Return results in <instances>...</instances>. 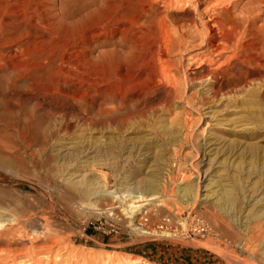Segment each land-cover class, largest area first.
<instances>
[{"label": "rangeland", "instance_id": "obj_1", "mask_svg": "<svg viewBox=\"0 0 264 264\" xmlns=\"http://www.w3.org/2000/svg\"><path fill=\"white\" fill-rule=\"evenodd\" d=\"M248 2L249 0H242L240 6ZM98 5L99 0H0V85H2L0 98L3 99L2 105L0 99V113H3L0 115V129L11 137L17 135L12 137L14 139H0V191L4 192L0 193V217L3 221L12 220V217L20 218L23 213L22 218L25 214V219L33 218L37 221L39 218L38 221L51 223L52 233L62 242L54 249L50 258L46 259L44 256L45 249L42 250V254L40 249H36L37 251L32 254L29 251L3 252L0 256L4 257V263L233 264L230 258H234L239 260V264H264L262 258L264 245L262 243L260 245L261 241H258L259 232L264 227V183H261L262 180L264 182V175H260L262 171L257 169L253 168V171L249 165V160L253 158H250L253 154L250 146L259 141L261 155L264 151V129L262 137L255 139L250 134L251 125L246 121L247 112L249 113L252 107L250 95L253 96L254 92L257 91L258 94L260 91L259 98L262 97L264 84L263 86L259 84L263 90L255 87V83H251L253 85L250 84L249 89L247 87L242 89L243 91H235L227 98L222 97L220 101L214 100L206 104L200 108L204 116L202 120L184 100H180L172 108L171 116L160 108L131 120L120 130L111 126L116 130L107 127L106 131L102 132L100 130L104 129L100 127H89L83 120L72 119L70 115L82 113L89 105L95 114L97 110L94 109H98L102 93L114 92L127 97L132 95L140 97L145 89L154 85L151 79L153 74L149 69L151 67L147 62L149 41L136 27L133 17L127 16L123 23H118L119 25L108 24L103 27L97 12ZM261 24L262 21H259L257 26ZM124 43L133 44L135 52L128 55L120 53ZM246 46L250 58L264 65V59L260 57L264 51L262 40L260 38L250 40ZM196 87L187 91V95L195 90L201 92L205 90V87ZM263 99L264 97L261 98ZM49 102L57 106L54 108L58 114L54 116L48 114L52 106ZM239 104L246 108H239ZM247 104L251 107H247ZM10 106L13 108L7 109ZM27 108L31 109L30 114ZM248 108L250 111L246 112ZM62 110L67 113L68 127L65 126L66 118L59 114ZM16 113L22 120L18 121L17 115L13 116ZM25 115L32 124L38 121L42 123V125L38 123L39 129L44 128V132L42 130L41 132L45 139H48L45 155L39 152L40 147L34 143L33 147H27V144L22 142L20 136ZM10 116L15 121L21 120L22 123L12 121ZM189 116L195 120L194 129L189 131V127H186V130L179 133L181 135L185 131V134L193 133L195 139H184L185 134L182 137L179 134L178 139H174L176 142L166 139L169 133L181 130ZM4 117H10L11 121ZM35 119L39 120L34 122ZM14 125L17 127L16 130ZM2 126H5L4 129ZM169 128L173 131L170 132ZM245 128H248L247 131ZM164 130H167L164 132L167 136L165 139L162 133ZM216 137H219V141ZM220 137L223 140H220ZM116 138H121V141ZM114 140L123 144L118 154L112 149L116 142ZM230 140L235 143L233 149L227 148L229 144H233ZM10 143L11 145L13 143V146ZM82 143H87L90 149L79 156V159L76 157L73 165L78 166L80 172L70 177L59 165L64 164L65 156L77 155L75 150H79ZM7 144L10 146H6ZM104 152L108 154L107 159L103 158ZM112 153L113 156H110ZM46 154L55 158L53 166L45 165L43 162ZM18 156H22L19 159L21 161L15 159ZM37 159H40L39 163L42 162L43 165H38ZM237 164L241 165L236 166ZM49 167H52V171L55 167L54 171L57 169L63 173L52 172ZM74 167L72 170H78ZM23 169L25 172H22ZM237 169L239 171H236ZM47 170L49 173L52 172L49 174L52 177L47 175ZM249 171L256 172L252 174ZM101 172L106 173L111 180L110 187L106 189ZM83 176L95 182V188L100 190L98 193L105 192L109 197L116 196L113 201L114 211H120L126 219L135 221L125 224L112 216L113 214L109 215L106 211L100 213L93 208H81L77 206L79 204H70L72 212L69 213L56 186L65 191L74 190L70 183L81 182ZM147 177L156 178L154 179L157 181L156 185L159 186V191L166 201L164 211H167H163L162 214L152 207L153 221L143 218L144 216L136 218L135 214L137 210L148 208L151 201L136 211L133 210V214L127 212L130 198L137 195V181ZM52 178L57 180L56 184ZM233 178L234 182L236 180L239 183H234ZM239 178L242 180L238 181ZM67 185L70 187L67 188ZM187 185L194 189L195 199L191 202L183 198L186 192L184 190L189 189ZM63 187L65 188L62 189ZM186 187L188 189H185ZM222 188L225 189L226 195L228 188L234 189L229 191L232 192L231 198L226 195L222 197L225 194ZM236 195L238 198L233 206L231 200L232 197H237ZM97 197L98 194L91 199ZM120 197L124 203L122 205L119 204L122 203ZM23 209L27 213L21 211ZM15 214L19 216H14ZM221 221L222 225L229 223L235 233L234 239L219 230ZM182 224H186V227L184 228ZM152 231L156 233H151ZM41 241L36 240L34 244L38 248L45 245L53 246L52 242ZM248 242L257 248L249 249ZM15 243L18 247L31 246L28 240H17ZM6 246L5 242L0 244V248Z\"/></svg>", "mask_w": 264, "mask_h": 264}, {"label": "bare ground", "instance_id": "obj_2", "mask_svg": "<svg viewBox=\"0 0 264 264\" xmlns=\"http://www.w3.org/2000/svg\"><path fill=\"white\" fill-rule=\"evenodd\" d=\"M241 2H242V0H99L97 12L100 16L101 23H102L103 27H105L108 24H112L114 26L118 23H123V21L126 19V17L130 16V17H133L134 23H135L136 27L139 28V30H141L140 32L142 33V35L149 41L148 43L150 45V48H149V52H148L149 55L147 58V60H148L147 62L149 65L148 64L147 65L151 67L149 69L152 71V74H153V77L151 79H152V81H153L152 83H154V85L152 84L153 87H149L148 89H145V91L142 92L141 96L139 95L140 97H135L134 95L127 97L125 95L122 96L121 93L119 94V93H114V92H110L109 94L102 93L101 97H100L98 109H94V110H97L95 114L93 113L92 109L89 108L90 105L88 104L89 106L87 105L88 106L87 108H85L84 110L82 109L84 113L83 112L82 113L77 112L75 114L73 113L72 115H70L72 117V119L83 120L84 122H86L88 124L89 127H100L101 129H104V130H100L102 132H105L107 127H110V129H113V127H111V126H115L116 129L120 130V129H123L122 128L123 126L126 127L127 126L126 124L130 123L131 120H134L135 118H137L139 116L141 117L142 115H146L145 113H147V112L158 110L160 108H161L160 110H164L167 113V115L169 114L171 116L172 111H173L172 108H174L180 100L181 101L184 100L185 103L189 106V108H191V110L192 109L195 110V112H197V114L199 115V118L202 120V117H204V116H203L200 108H203L206 104H208V103L210 104L212 101L214 102V100L220 101V98H222V97L227 98V96L229 94H231L235 91L238 92L242 89L244 90V88H247L251 83H255V87L261 88L264 84V65L260 64L259 61H257V60L255 61V60H252L250 58V54L247 50L246 43L250 40H256L259 38L262 40V43H264V0H249V2L246 3L245 5H243L242 7L240 6ZM259 21H262V24L257 26V23ZM135 50H136V48L133 46V44L128 45V44L124 43L123 49L120 53L128 55V54L134 53ZM260 57H262L264 59V51H263V53L260 54ZM260 83L262 86L259 85ZM256 84H257V86H256ZM152 85H150V86H152ZM251 85H253V84H251ZM196 86L205 87V90H202V92L195 90L192 93L190 92L189 95H187V91L195 89ZM0 87H2V85H0ZM247 89H249V87ZM254 90H252V91L254 92ZM261 90H263V89L261 88ZM259 92L257 94V91H256V93L254 92L255 94L253 93V96L250 95L251 96V105L253 108L247 104V107H251L250 108L251 111L249 110V108L246 109V112H247V110L250 111L249 113L247 112V117H246L247 120L246 121L249 122L248 124H250L252 127L250 130L251 132L249 130H248V132H250V134L252 136H254L255 139H259L262 137V135H263L262 130L264 129V99L261 100V98L264 97V95L259 98V95H260ZM250 94H251V92H250ZM3 95L4 94H2V96ZM235 95H236V93H235ZM239 95H241V94H239ZM0 99L2 100V103H1V105H2L3 99L2 98H0ZM216 99H219V100H216ZM246 100H248V99H246ZM242 101H244V99ZM34 102H36V100ZM6 103H8V102L6 101ZM10 103L14 105V103H12V102H10ZM247 103H249V102H247ZM39 104H41V103H39ZM52 104H53L52 102H49V105H52ZM179 104H181V103H179ZM6 105L9 106L8 104H6ZM35 105H36V103H35ZM241 105H244V104H241ZM239 106H240V104H239ZM54 107L56 108L57 106L52 105L51 109L48 111V114H50L51 116L58 114L55 111ZM241 107H242V109L246 108L244 106H240L239 108H241ZM9 108H13V106L8 107L7 109H9ZM27 109H28V112L30 114L31 109L30 110H29V108H27ZM4 110H5V108L3 109V111ZM7 111L8 110H6V112ZM26 111H25V113L27 114ZM8 113H9V111H8ZM18 113H16L13 116L16 117V115H17V118H18ZM21 113H23V112H21ZM31 113H32V111H31ZM1 114H3V113H0V115ZM5 114H7V113H5ZM59 114L66 118L65 119V126L68 127L69 121L67 119V113L64 110H62L61 112H59ZM11 115H12V113H11ZM30 116H28V118H30ZM34 116H36V115H34ZM10 117H4V119L8 118V121H11V119H12V121H15L14 118L11 117V119H10ZM24 117L26 119H23V124H24V125L22 124L23 125V128H22L23 132H21L22 136H20L22 138L21 139L22 142L24 144H27V147H31V146L33 147V143H34L36 146L40 147V148H38L39 152L44 154V152L46 151V146L48 145V139H45V136L43 134V132H44L43 127L44 126L41 127V128H43V130L39 129V126L42 125V123L41 124L39 123V121H38L39 119L38 120L35 119L34 122L38 121V123L40 125L37 122L32 124L30 121L28 122L26 115ZM19 119H21V117L18 118V121H19ZM21 120H20V122H21ZM201 120L199 121V123L201 122ZM16 121H17V119H16ZM42 121H40V122H42ZM20 122H18V123L20 124ZM180 122H182V121H180ZM0 123H1V120H0ZM184 124L185 125L181 126V128H180L181 130L177 129L178 131L176 130L175 132H171V130L173 131V129L169 128L168 130L171 133H169L168 137L164 133L167 130L162 131V133H164V136H165L164 139L166 137H167L166 139H169V141H170V139H172V141L174 139H178L177 136L180 134L179 131L182 133L183 132L182 130L187 129L186 127H189L188 128L189 131L193 130L195 120H193V117L189 116V119H185ZM248 124H247V126L249 127ZM4 125H6V124H4ZM196 125H197V123H196ZM243 125H244V123H243ZM7 126H8V124H7ZM18 126H21V125H18ZM4 127H3V129H4ZM244 127H246V126H244ZM11 128H5V129H11ZM16 129H17V127L15 128V130ZM22 129H19V130H22ZM116 129H113V131ZM246 129H248V128H245L244 130L247 131ZM41 130L43 132H41ZM234 131H236V130H234ZM234 131H233V133H234ZM117 132H118V130H117ZM220 132H222L221 129H220ZM226 132H228V131H226ZM229 132H230V130H229ZM238 132H240V130ZM16 133H18V132L16 131ZM185 133H186V131L184 132V134ZM242 133H243V131H242ZM118 134H120V133H118ZM184 134H182V135H184ZM234 134L237 135V133H234ZM182 135H181V137H182ZM218 135H220V134H218ZM15 136H17V135H15ZM15 136H12V137H15ZM116 136H117V134L115 135V137ZM161 136L163 138V135H161ZM185 136H186V138H184V136H183L184 139H195V135L193 133H192V135L185 134ZM12 137L9 136V134H6L4 131H1V129H0V139H2V140L3 139H5V140L6 139H14ZM158 137H160V135ZM216 138H217L216 140H218L219 137H216ZM247 138L249 139V137H247ZM117 139H119L121 141V138H116V140ZM221 139L223 140V138L220 137V140ZM116 140H114V141H116ZM235 140H237V139H235ZM15 141L16 140H14V142ZM17 141H20V140L17 139ZM89 141H90V139H89ZM230 141H232V140H230ZM237 141H239V140H237ZM237 141H235V142H237ZM233 142L234 141H232L231 143H233ZM88 143H90V142H88ZM16 144H17V142H16ZM24 144H22V145H24ZM82 144L83 145L81 148L79 147L80 148L79 150H75L77 152V155H75V154L70 155L69 154L70 155L69 157L65 156V160L63 162L64 164L59 165L62 168L61 170H63L64 172H67V175L69 174L70 177H72V176L76 175L78 172H80L79 171L80 169L77 168L78 166L74 167V165H73V162L76 160V157L78 158L79 156L83 155L85 153V151L90 149L87 147V145H86L87 143L86 144L82 143ZM84 144L86 146H84ZM8 145L9 144H7L6 146H8ZM10 145H11V143H10ZM258 145H259V141H257L254 145L249 147V149L252 148L251 152L253 153L251 155L249 154L250 158H252V157L253 158H252V160H249L250 158L248 157L249 155L247 154L248 155L247 157L249 158L248 160L250 163V164L249 163L248 164L250 165L252 170L254 168V170L257 169L260 172L262 171L261 172L262 174L260 173V175H264V151L262 152V155H261V153H260L261 148ZM11 146H13V143ZM234 146H235V143H233L231 145L229 144V146L227 148H229V147L232 148ZM247 146H249V142H248ZM25 147H26V145L23 148H25ZM122 147H123V144L120 142H117V141L112 145V149H113V151L115 150L114 152L116 154H118L121 151ZM7 148H9V147H7ZM109 148H111V147H109ZM237 148L238 147H236V149ZM31 149H33V148H31ZM34 149H35V147H34ZM103 149H104V147H103ZM18 150L20 151V149H18ZM107 150H108V148H107ZM263 150H264V147H263ZM10 151H11V149H10ZM103 151H106V150H103ZM2 152H4V151H2ZM16 152H17V150H16ZM36 152L37 151H35V153ZM247 152H248V150H247ZM106 155H108V154L104 152V154H103L104 159H107ZM111 155L113 156V153L110 154V156ZM252 155H255V156H252ZM48 156L49 155L46 154V158L43 162L45 163V165L52 164V166H53L52 162L54 161L55 158L53 159V157H48ZM21 157L22 156H18L15 159L16 160L18 159V161H21V160H19V159H21ZM99 159H100V157H99ZM16 160H14V161H16ZM39 160L37 161L38 165L39 164L43 165L42 162L39 163ZM244 160H245V158H244ZM244 160H243V163H244ZM36 163H34L35 166H36ZM110 165L113 166V164H110ZM239 165H241V164H239ZM239 165L237 164L236 166H239ZM242 165H244V164H242ZM38 167L40 168V166H38ZM73 167L77 168L78 170H76V169L72 170ZM86 168H87V166H86ZM236 168H239V167H236ZM240 168L242 169L243 166ZM24 169H27V168H24ZM24 169L22 172H25ZM49 169L51 170L52 167L51 168L49 167ZM54 169H55V167H54ZM54 169H53V171L52 170L51 171L52 172L56 171L57 173H60V174L63 173V172L61 173L60 171L58 172L57 169L54 171ZM19 170H21V169H19ZM236 171H239V170L237 169ZM52 172H50V173H52ZM255 172H253V173H255ZM50 173H49V171H48V174L46 172V174L48 176L52 177V175H49ZM101 173H98V174L99 175L101 174L102 178L105 179L104 183H105V189H106L107 187H110L111 180L109 179V177H107V175H105L106 173L105 174L103 172H101ZM234 173H236V172H234ZM250 173H252V172H250ZM252 174H250V175H252ZM239 175L241 176V174H239ZM51 177H50V179H51ZM154 179H156V178H148L147 177L145 179L140 178L137 181L138 182V185H137L138 187H137V191H136L137 195H135L133 198H130L129 205L127 206V209H128L127 212L128 213L131 212L133 214V212H134L133 210L136 211L137 209L141 208L146 202L151 201L152 203H149V207L144 209V210H140V211L137 210L135 213L136 218H139L140 216H144L143 218H147V219L152 220V219H154V216L151 213L153 208L157 209L159 214H162L164 211L166 201H165L164 197H162L161 192L159 191L160 190L159 186L156 185L157 181ZM240 179L241 178H239L238 181H240ZM90 180L91 179L88 180L85 176H83V179L81 180V182L70 183L71 187L74 188V190L72 189L73 192L71 189H70L71 192H70V190L68 191L67 188L70 187L69 185L66 186L67 187L66 191L61 190L58 188V186H56L57 190L60 192V193L58 192L59 195H61V198L64 200V203H65L64 206L66 207V210L69 213L72 212L70 209V206H69L70 204H73V205L79 204L77 206H80L81 208H93L94 210H97L100 213H103V211H106V213L109 215L113 214L112 216L117 217L118 219H120V222L125 223V224L128 222L135 221L133 219H131V220L126 219L125 216L122 215V212H120V211H114L115 204H113V201H115V198H117V197L113 196V195H111L109 197L105 194V192H104V194H102L103 192L101 194L98 193L99 189L97 190L95 188V186H96L95 182H91L92 180L91 181ZM232 180L234 182V178ZM262 181H261V183H264ZM47 182L49 183V181H47ZM53 182H55V184H56L57 180L55 181L53 179ZM235 182H237V181L235 180ZM237 183H239V182H237ZM237 183L234 185H237ZM239 185H237V186H239ZM187 187H188V185H187ZM187 187L185 189L189 188V187L188 188ZM191 187H193V185ZM232 187H233V185H232ZM53 188H52V190H53ZM64 188L65 187H63L62 189H64ZM236 188H235V192H236ZM50 189H51V187H50ZM223 189L224 188H222V190ZM228 189H227V195L225 193V189L223 190L224 191L223 194L224 193L225 194L222 197H224L226 195L227 197L230 196L229 198H231L232 192L230 193L229 191H231V189H233V188H231L230 190H228ZM193 190H194L193 188H189L188 190H184V191H186L185 194H183V195H185V197L183 196L185 201L191 202L193 199H195V196H193L194 195ZM2 192L0 191V193H2ZM221 193H222V191H221ZM3 194H4V192H3ZM97 194H98V197L92 200L91 198ZM5 195H6V193H5ZM9 195H11L10 192H9ZM56 195H57V191H56ZM227 197H225V200L227 199ZM59 198H60V196H59ZM237 198H238V196L232 197L231 203L233 204V206H235L234 204H235ZM196 200H197V198H196ZM59 201H61V200H59ZM120 201H122L121 197H120ZM119 204L122 205L124 203L122 201V203L119 202ZM22 206H24V205H22ZM25 206L28 207V205H25ZM108 206H110V207H108ZM222 207L224 210V205H222ZM225 207H227V206H225ZM123 208H124V211H126L125 205L123 206ZM21 211H24V209ZM165 211H167V210H165ZM24 212L27 213L26 210ZM10 214H12V213H10ZM16 214L14 216H19V214L18 215H16ZM138 214H140V215H138ZM159 214L157 216H159ZM32 215H33V213H32ZM126 215H128V214H126ZM22 216H23V213H22ZM22 216L20 218L12 217L11 218L12 220H6V221H3V219H1V217H0V219H1L0 220V244L5 242L7 245L5 248H0V253L2 254L3 252L7 253V252L29 251L32 254V252H34L36 249H40L41 254H42V250L45 249V251H46L45 254H47V255L44 254V256L46 257V259L50 258V256H52L54 253L53 252L54 249L56 247L58 248V246L62 243L61 240L58 238V236L55 235L54 233H52L51 223H48V222L45 223L43 221H38L40 219L39 218L37 219L36 217H35V219H37V221L33 220V218H32V220L30 218H29L30 220L25 219L26 218L25 214H24L25 218L24 217L22 218ZM256 216L258 217L259 215H256ZM260 216H261V214H260ZM228 224L226 222L225 224L222 225V221H221L219 230L223 231L225 235L228 234V236H230L232 239H234L235 233H234L233 229L230 228L231 226ZM182 226L185 228L186 224H182ZM151 233H156V232L152 231ZM165 233H167V232H165ZM259 233H260V235L258 236V241H261L260 245H261V243L264 245V227L261 228ZM166 235H168V234H166ZM39 239L44 241L45 243L52 242L53 246H46L45 245V246H40L38 248V246H36L34 244V241L39 240ZM17 240H21V241L28 240L31 242V246H28V244H27L28 247H26V246L25 247H18V245H16V243H15V242H17ZM42 241H41V243H42ZM18 243L20 245V242H18ZM248 245H249L248 246L249 249H251L250 247H252L253 250L255 248H257V246L253 247V245H250L249 242H248ZM17 254H19V253H17ZM20 254H22V253H20ZM7 255H9V253ZM13 256H15V255H13ZM22 256H23V254H22ZM22 256L20 255V257H22ZM35 256H36V254H35ZM17 257H19V256H17ZM33 257H34V255H33ZM262 258L264 259V257H262ZM230 260L233 264H239V260H237V259L230 258ZM229 261H226V262H229ZM0 264H6V262L4 263V257H2V255L0 256ZM38 264H40V262Z\"/></svg>", "mask_w": 264, "mask_h": 264}]
</instances>
